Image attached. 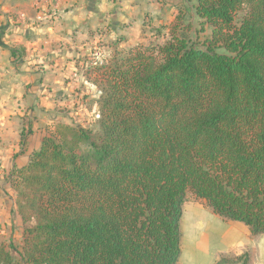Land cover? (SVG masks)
Instances as JSON below:
<instances>
[{"label": "trees", "instance_id": "obj_1", "mask_svg": "<svg viewBox=\"0 0 264 264\" xmlns=\"http://www.w3.org/2000/svg\"><path fill=\"white\" fill-rule=\"evenodd\" d=\"M186 1L210 39L176 17L88 69L99 132L57 124L9 170L21 247L0 264H178L188 194L264 234V0Z\"/></svg>", "mask_w": 264, "mask_h": 264}, {"label": "crops", "instance_id": "obj_2", "mask_svg": "<svg viewBox=\"0 0 264 264\" xmlns=\"http://www.w3.org/2000/svg\"><path fill=\"white\" fill-rule=\"evenodd\" d=\"M122 1L0 0V243L12 231L14 236L16 228L20 237L22 234L7 173L13 167L27 164L29 155L40 147L45 134L38 129L41 127L38 124L29 133L23 132L27 82L37 81L41 86H46L45 81L59 83L60 75L56 77L55 73L63 71L64 76L71 70V57L77 48L83 50L88 45V41H83L89 37L91 27H104L110 19L112 28L116 29L120 25L119 15L129 9L126 15L130 16L132 10L140 7L136 0L132 1L134 8L131 1L127 5ZM37 73L43 74L44 79L36 80ZM50 96L41 93L33 99L46 104ZM182 207L183 216L192 213L195 207L201 212L205 209L186 204ZM205 210L206 220L221 227L222 243H216V248L218 244L222 248L214 264L221 259L242 264L245 256L246 264H264V234L252 235L243 223L223 220L209 208ZM201 237L208 240L205 230ZM211 245L199 243L202 249ZM179 261L178 264H182Z\"/></svg>", "mask_w": 264, "mask_h": 264}, {"label": "rangeland", "instance_id": "obj_3", "mask_svg": "<svg viewBox=\"0 0 264 264\" xmlns=\"http://www.w3.org/2000/svg\"><path fill=\"white\" fill-rule=\"evenodd\" d=\"M130 1L133 0H123L122 2L127 5ZM136 3H140V7L138 10H132L130 16L126 15L130 13V10L127 9L126 14L123 13L117 17L120 25L116 29L112 28L110 19L106 20L104 27H91L89 37L84 38L83 41H88V45L83 50L77 48L71 57L73 60L71 70L67 71L64 76L63 71L55 73L56 77L60 75L59 83L45 81L46 86H41V83L39 84L37 81L35 83L27 82L22 117L24 122L22 129L23 132H26L25 134L29 133L32 127L37 124L41 126L38 129H42L45 134L57 124L88 128L92 130L93 134H97L99 132L97 119L100 93L97 88V77L93 73H88V69L96 68L109 60L113 53L162 44L164 37L161 34H166L167 30L161 29L160 31L159 29L163 26L167 28L169 24H173L176 17L180 18L178 20L181 21L182 26L191 25L186 31V35L189 41L196 46L201 47L204 40L210 39V28L205 25L201 30L199 20L191 10L193 2L189 3L186 0H136ZM133 4L134 2L131 4L132 8H134ZM80 51L81 53H79ZM216 52L225 53L222 49H216ZM35 79H44L43 74L37 73ZM41 93H45L47 96L52 95L49 97L48 103L34 101L33 98ZM9 188L12 190L15 200V192L10 185ZM185 204L208 209L203 201L195 200L190 194L187 195ZM205 209L201 212L202 210L198 211L199 208L195 207L192 213L181 216L179 232L180 237L183 238L182 243L180 241L182 249L179 262L182 264H214L219 257L218 250L222 247L218 244L216 248V243H222L221 227L206 220ZM204 230L207 233L208 242L201 237ZM13 232L0 244L5 246L11 244L20 251L21 237L17 228L14 236ZM8 241L13 242L8 243ZM199 243H212V245L208 249H202L199 247ZM11 255L14 260H19L18 254L14 250H11ZM218 264H233V261L221 259Z\"/></svg>", "mask_w": 264, "mask_h": 264}, {"label": "bare ground", "instance_id": "obj_4", "mask_svg": "<svg viewBox=\"0 0 264 264\" xmlns=\"http://www.w3.org/2000/svg\"><path fill=\"white\" fill-rule=\"evenodd\" d=\"M191 216H192V215H191ZM191 216H190V217H191ZM192 219H193V218H192ZM194 219H195V217H194ZM183 221H184V220H183ZM187 221H188V220H187ZM194 221H195V220H194ZM181 224H182V223H181ZM187 224H188V222H187ZM187 224H186V225H187ZM182 225H183V224H182ZM188 226H189V225H188ZM209 229H210V228H209ZM182 238H183V237L181 236V239H180L181 243H182ZM184 238L187 239L186 237H184ZM193 238H194V237H193ZM197 238H198V237H197ZM187 240H188V239H187ZM187 242H188V241H187ZM207 242H208V240H207ZM191 243H192V241H191ZM188 244H189V243H188ZM197 250H198V249H197ZM191 252H192V251H191Z\"/></svg>", "mask_w": 264, "mask_h": 264}]
</instances>
